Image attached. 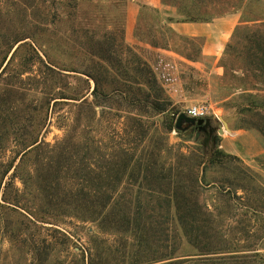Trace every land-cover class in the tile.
<instances>
[{
    "label": "rangeland",
    "instance_id": "374dc122",
    "mask_svg": "<svg viewBox=\"0 0 264 264\" xmlns=\"http://www.w3.org/2000/svg\"><path fill=\"white\" fill-rule=\"evenodd\" d=\"M133 1L146 2L129 25ZM148 1L0 0V99L10 97L0 104L1 159L15 161V185L23 191L19 206L2 200L0 264H88L93 255L121 264L137 254L153 259L162 244L175 243L178 223L175 204L158 191L169 192L170 173L192 168L197 156L201 202L232 247L253 243L257 264H264V151L250 158L247 141L237 152L246 131L257 132L264 148L262 133L251 126L264 103V75L245 64L246 32L234 40L235 28L229 38L208 42L181 34L173 23L190 21H171L182 17L175 6ZM216 13L214 20L236 14ZM160 87L168 103H158ZM85 99L92 107H81ZM194 104L210 107L208 124L178 127ZM74 125V144L54 156L51 174L61 183L52 186L113 195L110 211L129 213L128 233L38 207L31 178ZM217 150L224 156L211 162ZM194 251L184 240L179 254Z\"/></svg>",
    "mask_w": 264,
    "mask_h": 264
},
{
    "label": "trees",
    "instance_id": "16d2710c",
    "mask_svg": "<svg viewBox=\"0 0 264 264\" xmlns=\"http://www.w3.org/2000/svg\"><path fill=\"white\" fill-rule=\"evenodd\" d=\"M162 1L165 4L175 6L178 13L182 15L181 18L176 20L170 18L171 21L210 22L217 16L216 12L218 14L239 13L241 19L250 22V24L238 25L234 40L238 38L242 30L246 32L245 37H243L245 38L244 48L241 50L245 64L260 72V77L264 75V0H188V3H185L184 0ZM237 43L239 44V41ZM228 47L232 48V45L228 44ZM85 73L92 77L90 72L85 71ZM97 86L98 84H96L93 94L96 93ZM160 89L161 93L157 96L158 103H168V97L165 96V92L161 87ZM9 99L10 97L0 99V104L3 105L9 102ZM85 105L91 106V103L87 99L82 100L81 107ZM255 115H257V121L252 122L251 126L259 130L264 137V103L260 111L255 112ZM81 118L82 114L78 113L76 121L79 122ZM0 119L5 121L2 114ZM77 128V125L71 127L70 133L67 134L61 144L63 146L57 149L56 146H53L49 151L53 155L47 156L43 163L41 158L37 159V164L40 162L43 165L40 164L38 179L35 178L33 180L31 178V180L32 184L37 185L39 188V193L35 195L36 201L40 203L38 207L46 214L57 213L59 215L73 216L82 222L97 223L104 231L115 230L123 234L128 233V231L134 229V227L130 226V222L127 221L129 213L123 211V209H118L115 217H113V213L110 211L113 195L102 191H86L84 188L80 190L57 189L52 186L55 183H61L58 177L51 174V170L56 165L53 162L56 158L54 156L57 155L58 158H61L62 155L67 154L66 151L68 149L65 147L70 142L74 144ZM37 142L38 138H34L33 144ZM45 144L42 141L35 145L34 151L37 156L42 155L41 151ZM47 145L48 147L51 146ZM2 148L0 143V209L4 207L2 200L11 205L19 206L20 193L23 192L16 187L14 181L18 176V166L15 165V161H2ZM218 154L224 156L223 151L217 150L212 154L211 162L215 161ZM216 160H220V158ZM58 163H60L59 160ZM201 165L199 156H197L192 168L187 166L175 173H170L166 183L170 185L169 192L158 191L161 196H166L170 203L173 202L175 204V210L178 215V223L174 227L175 243L172 246L162 244V250L160 249L161 251H158L157 256L153 259H141V256H137L139 255L137 254L130 258L128 264H151L152 262L164 261L166 262L159 264H257L259 254L254 251L255 245L248 241L242 246L235 245L232 247L227 233L215 222L214 212L201 202L196 189L201 181L199 173ZM11 170H14V172L9 176ZM42 172L43 175H41ZM119 199L116 203L119 202ZM171 210V208L168 209L169 212ZM167 231L168 227L164 225L161 231L164 236L163 241L168 240ZM184 240L189 246L194 248L195 251L193 253L182 254L181 252V255L179 254L183 248ZM137 247L138 245H134L132 250L134 251ZM88 264L121 263L100 262L93 255L89 257Z\"/></svg>",
    "mask_w": 264,
    "mask_h": 264
},
{
    "label": "crops",
    "instance_id": "0c3cea01",
    "mask_svg": "<svg viewBox=\"0 0 264 264\" xmlns=\"http://www.w3.org/2000/svg\"><path fill=\"white\" fill-rule=\"evenodd\" d=\"M131 5L135 8L134 11H129L128 13V23L129 25L132 24V21L135 20L137 16L141 4L146 1H133ZM148 2H153L154 4L158 3V0H149ZM175 10L171 9V14H174ZM241 20V16L239 13L229 15L228 17H223L215 22L211 23H204V22H181V23H173V28L175 31L181 34H187L195 37H201L205 39L207 42L211 40L212 37H216L219 41L225 40L229 38L234 29L237 27ZM212 25V28L210 26ZM212 29V30H211ZM249 143V149L246 151V154L249 155L250 158H255L260 153L264 151L263 144L260 138V135L255 131H246L239 135L238 142L239 143V150L237 152L241 153L242 148L241 144ZM245 147L243 148L244 152Z\"/></svg>",
    "mask_w": 264,
    "mask_h": 264
},
{
    "label": "built area",
    "instance_id": "2783aa9c",
    "mask_svg": "<svg viewBox=\"0 0 264 264\" xmlns=\"http://www.w3.org/2000/svg\"><path fill=\"white\" fill-rule=\"evenodd\" d=\"M187 115L195 119H205L210 115V107L205 104L191 105L187 110Z\"/></svg>",
    "mask_w": 264,
    "mask_h": 264
},
{
    "label": "water",
    "instance_id": "95a60500",
    "mask_svg": "<svg viewBox=\"0 0 264 264\" xmlns=\"http://www.w3.org/2000/svg\"><path fill=\"white\" fill-rule=\"evenodd\" d=\"M186 121V122H189V123H193V124H197L199 126H203L204 124H208V120L204 119V118H200V119H195V118H192V117H189L188 115H185V114H182L179 119H178V124L177 126L178 127H181L182 126V123Z\"/></svg>",
    "mask_w": 264,
    "mask_h": 264
}]
</instances>
